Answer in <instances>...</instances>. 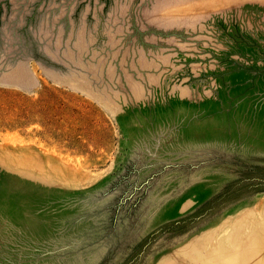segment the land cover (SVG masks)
Here are the masks:
<instances>
[{
    "label": "rangeland",
    "instance_id": "1",
    "mask_svg": "<svg viewBox=\"0 0 264 264\" xmlns=\"http://www.w3.org/2000/svg\"><path fill=\"white\" fill-rule=\"evenodd\" d=\"M0 264H264V0H0Z\"/></svg>",
    "mask_w": 264,
    "mask_h": 264
},
{
    "label": "crops",
    "instance_id": "2",
    "mask_svg": "<svg viewBox=\"0 0 264 264\" xmlns=\"http://www.w3.org/2000/svg\"><path fill=\"white\" fill-rule=\"evenodd\" d=\"M190 241H191V240H190ZM188 244H189V243H187V245H188ZM183 247H184V246H183ZM167 253H170V254L172 255V252H170V251L167 252ZM164 255H166V253H165ZM164 255H163V256H164ZM163 256H162V257H163Z\"/></svg>",
    "mask_w": 264,
    "mask_h": 264
}]
</instances>
